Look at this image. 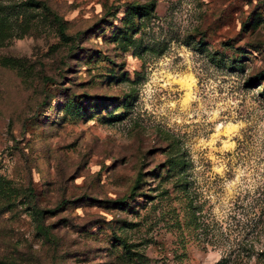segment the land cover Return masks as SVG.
<instances>
[{
    "label": "rangeland",
    "instance_id": "obj_1",
    "mask_svg": "<svg viewBox=\"0 0 264 264\" xmlns=\"http://www.w3.org/2000/svg\"><path fill=\"white\" fill-rule=\"evenodd\" d=\"M0 264H264V0H0Z\"/></svg>",
    "mask_w": 264,
    "mask_h": 264
}]
</instances>
